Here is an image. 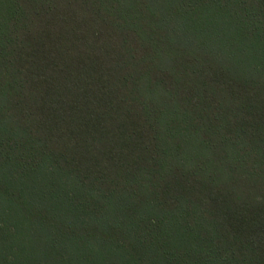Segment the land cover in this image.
I'll return each instance as SVG.
<instances>
[{
  "label": "trees",
  "instance_id": "obj_1",
  "mask_svg": "<svg viewBox=\"0 0 264 264\" xmlns=\"http://www.w3.org/2000/svg\"><path fill=\"white\" fill-rule=\"evenodd\" d=\"M0 264H264V0H0Z\"/></svg>",
  "mask_w": 264,
  "mask_h": 264
}]
</instances>
